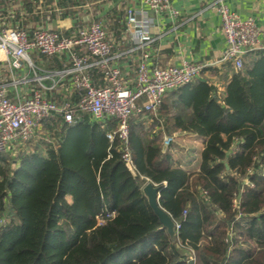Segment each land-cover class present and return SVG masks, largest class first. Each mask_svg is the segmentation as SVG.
<instances>
[{
	"label": "trees",
	"instance_id": "trees-1",
	"mask_svg": "<svg viewBox=\"0 0 264 264\" xmlns=\"http://www.w3.org/2000/svg\"><path fill=\"white\" fill-rule=\"evenodd\" d=\"M255 54L240 70L207 69L224 77L221 93L196 78L164 95L149 127L144 113L131 117L132 173L124 145L106 137L116 122L88 116L44 120L1 153L0 264H264V52ZM175 130L205 139L198 171L163 150L162 133ZM147 181L160 186L175 241L147 204Z\"/></svg>",
	"mask_w": 264,
	"mask_h": 264
},
{
	"label": "built area",
	"instance_id": "built-area-1",
	"mask_svg": "<svg viewBox=\"0 0 264 264\" xmlns=\"http://www.w3.org/2000/svg\"><path fill=\"white\" fill-rule=\"evenodd\" d=\"M140 1L157 14L166 13L170 18L178 15L169 0ZM212 7L220 17L221 30L226 41L221 57L195 64L183 62L180 66L149 68V54L143 51L138 61L133 87H129L122 76L116 64V56L112 53L113 44L100 21L92 20L87 26L74 27L68 34L44 28L28 32L9 27L3 22L0 26V56L8 61L10 67L16 70L26 64L34 73L36 81L49 79L51 88H56L68 76L76 98L73 102H56L46 99L40 90H33L31 95L12 101L6 85L0 84V154L15 150L18 144L35 138L44 120L60 117L64 124L70 125L77 118L88 116L97 122H116V129L108 132L106 137L109 141L117 138L124 145L121 158L132 173L134 167L127 148L131 117L140 113L157 116L167 92L190 83L204 70L220 67L224 63H231L236 70H240L245 55L264 52V37L261 36L253 17L241 18L231 12L225 0H214ZM149 26L147 20L137 18L132 8L126 9L125 29L136 42L137 48L142 49L153 41ZM32 51L46 58H62L66 55L68 66L39 74L41 70L32 64L28 56ZM92 69L105 74L107 83L104 87L94 85L90 73ZM172 141V136H165L163 146L167 147ZM261 175L264 176V171ZM234 203L236 204V200ZM114 214L108 212L105 216L98 215L96 220L100 224ZM177 228L176 224L175 229Z\"/></svg>",
	"mask_w": 264,
	"mask_h": 264
},
{
	"label": "crops",
	"instance_id": "crops-1",
	"mask_svg": "<svg viewBox=\"0 0 264 264\" xmlns=\"http://www.w3.org/2000/svg\"><path fill=\"white\" fill-rule=\"evenodd\" d=\"M169 1L178 11L177 17L170 18L166 13L157 14L140 0H66L61 2V6L59 0H0V26L4 22L9 27L21 28L28 32L44 28L68 34L74 27L87 26L92 20H98L113 44L112 53L116 56V64L122 76L129 87H133L138 61L143 51L149 54L147 65L152 68L180 66L183 62L195 64L218 60L226 47L220 17L212 7L214 0ZM225 4L231 12L241 18L253 17L261 36L264 37V0H225ZM127 8H132L138 19L150 23L149 33L153 41L142 49L137 48L136 42L126 32ZM28 56L32 64L41 70L39 74L68 66L66 55L62 58H46L32 51ZM258 56L255 53L247 54L243 61L249 64ZM93 70L90 72L92 78ZM102 74L105 77V74ZM95 78L99 86L106 85L107 82L102 76ZM197 78L214 84L219 93L224 90V77L216 76L209 70H204ZM0 84L6 85L12 101L31 95L33 90H40L46 99L56 102H73L76 98L68 76L56 88H51L49 79L38 82L26 64L19 69H12L3 56H0ZM144 114L140 120H143L145 127H149V116ZM163 136L174 138L167 147L163 146V150L168 149L167 152L175 163L187 171L199 170L200 156L205 145L204 138L180 130H175L170 135L162 133Z\"/></svg>",
	"mask_w": 264,
	"mask_h": 264
},
{
	"label": "water",
	"instance_id": "water-1",
	"mask_svg": "<svg viewBox=\"0 0 264 264\" xmlns=\"http://www.w3.org/2000/svg\"><path fill=\"white\" fill-rule=\"evenodd\" d=\"M159 192L160 186H157L149 181H147L142 187V193L146 198L147 204L152 213L158 219L161 227L165 229L171 241H175V223L173 222L169 214L159 205Z\"/></svg>",
	"mask_w": 264,
	"mask_h": 264
},
{
	"label": "rangeland",
	"instance_id": "rangeland-1",
	"mask_svg": "<svg viewBox=\"0 0 264 264\" xmlns=\"http://www.w3.org/2000/svg\"><path fill=\"white\" fill-rule=\"evenodd\" d=\"M163 138H164V136L161 138L162 139V144H163ZM173 141H174V138H173ZM191 260H193V258L191 257Z\"/></svg>",
	"mask_w": 264,
	"mask_h": 264
}]
</instances>
